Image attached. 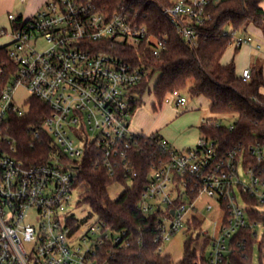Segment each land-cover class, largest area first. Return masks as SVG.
Segmentation results:
<instances>
[{"label":"built area","instance_id":"obj_1","mask_svg":"<svg viewBox=\"0 0 264 264\" xmlns=\"http://www.w3.org/2000/svg\"><path fill=\"white\" fill-rule=\"evenodd\" d=\"M222 1L167 0L161 12L192 44L196 27L207 19V7ZM8 19L16 22L11 14ZM142 19L139 10L122 5L107 10L91 0H44L34 16L12 26L8 56L17 69L0 88V264H98L106 246L129 247L126 231L114 233L98 218L87 224L68 207L80 188L74 186L76 167L87 151L110 178L129 182L140 173L132 158L141 138L157 154L137 210L158 214L153 241L160 253L177 234L194 233L193 222L203 224L204 213L213 209L222 213V220L209 239L206 264H225L232 242L242 245L235 237L246 230L257 239L254 229L261 224L249 215L264 208V143L248 147L256 160L251 166L242 151L221 153L205 137L178 151L157 133L132 127L134 109L143 99L139 86L149 71L111 52L115 47L133 49L140 63L146 56H161L166 38L151 34ZM38 39L46 43L43 51L32 45ZM252 41L242 32L232 33L236 48ZM241 76L248 81L249 70ZM19 87L28 99L36 98L49 109L41 130L34 133L35 139H49L53 146L41 163L25 164L13 154L7 123L28 110V99L20 105L14 99ZM187 103V96L177 90L162 102L183 108ZM197 235L206 233L199 227Z\"/></svg>","mask_w":264,"mask_h":264},{"label":"trees","instance_id":"obj_2","mask_svg":"<svg viewBox=\"0 0 264 264\" xmlns=\"http://www.w3.org/2000/svg\"><path fill=\"white\" fill-rule=\"evenodd\" d=\"M99 9L113 10L122 5L130 10H139L142 21L148 26L151 34L166 38L165 49L159 58L146 56L140 63L138 54L133 49L115 47L113 55L124 58L135 65L143 64L149 71V77L139 86L143 97L136 112L148 97L162 105L165 95L174 90L187 93L190 98L203 97L209 102L212 114H234L236 119L229 127L207 119L199 126L201 137L213 141L221 153L232 149L242 151L246 161L254 166L247 152L249 146L264 143V79L261 65H252L250 78L243 81L241 73H236L233 62L223 64V55L232 45V33L246 32L249 25L261 26L264 12L260 8L264 0H225L207 7V19L196 27V39L192 44L184 41L169 20L162 14L161 7L167 0H91ZM21 17L16 18L13 28L21 24ZM229 24L231 31L224 33L223 28ZM10 44L0 47V88L15 75L17 66L8 56ZM155 77L154 86L149 80ZM155 106L153 105V108ZM49 113L48 107L36 98L28 99V110L23 117H12L7 123L8 136L12 139L18 159L25 164L41 163L48 159L53 146L51 140L43 141L34 138V133L41 130L44 117ZM10 153L9 150H4ZM157 149L145 139H139L133 163L140 172L131 181L112 179L106 171L95 165L94 157L87 151L79 160L75 170L74 186H80L79 204L88 205L99 220L105 222L114 233L122 230L131 237L127 248L115 245L106 246L97 259L98 264H206V257L200 256L195 247L196 239L189 233L183 246V256L173 261L167 253H160L154 243L158 214L143 215L137 210L144 187L147 184V170L151 161L156 158ZM122 184L123 192L112 200L108 188ZM251 220L264 226V212L252 211ZM200 223L193 222L192 228L199 229ZM232 242L225 264H251L252 249L256 237L246 230ZM209 246V240L204 248ZM260 255L264 249V235L259 242Z\"/></svg>","mask_w":264,"mask_h":264},{"label":"rangeland","instance_id":"obj_3","mask_svg":"<svg viewBox=\"0 0 264 264\" xmlns=\"http://www.w3.org/2000/svg\"><path fill=\"white\" fill-rule=\"evenodd\" d=\"M9 1V0H8ZM7 2L4 1L3 5ZM12 2V7L10 9L1 8L0 11V30L1 28H5L7 32H11V28L8 22V13L12 15L15 14L17 10L23 8L26 4V0H10L8 3ZM7 3V4H8ZM8 6V5H7ZM9 8V6H8ZM8 10V11H7ZM231 31V27L229 24L225 25L223 28L224 33H229ZM245 36L249 35L251 38L254 37V34L249 30V27L246 28ZM11 38L9 36H1L0 35V47L6 46L10 44ZM36 44V45H35ZM32 45L38 51H43L46 48V43L43 39H38L36 42L32 41ZM234 53V46L230 45L226 50L225 55L223 56V61L227 57L226 55ZM246 63V62H245ZM263 66L262 64H260ZM149 77V76H148ZM264 78V76H263ZM156 79L155 77L149 80L150 87L154 86ZM187 96L189 106L192 104H196L197 111L193 112L192 116H189L187 112H185V108L183 107H175L173 104H162L161 106L158 105L152 97H148L145 100V103L138 109L140 116L135 117L132 122V127L135 130L140 129L143 130L145 126H158L156 129V133L168 143V145L175 150L182 151L188 148V146H184L183 143L190 140L192 138L191 132H193L194 136L197 138L196 144L198 140L201 138L197 128L195 126H199L203 121L207 119L215 120L218 124L229 127L233 124L236 119V115L234 114H212L206 106L205 99H199V102L196 101V98H190L189 95L185 92ZM28 93L22 87L16 89L14 94V99L18 105L22 104L25 100L28 99ZM153 105L155 106L153 108ZM170 115V119L166 117V115ZM196 123V124H193ZM141 124V126H140ZM192 126V127H191ZM192 128V129H191ZM195 144V145H196ZM194 145V146H195ZM193 146V147H194ZM191 148V147H190ZM263 156H264V147H262ZM241 173V170H239ZM244 177V176H242ZM245 178V177H244ZM246 180V178H245ZM81 188L75 190L71 195L70 205L68 207V211L72 213L76 219L78 220H87V224L92 221H95L98 217L93 214L85 204H79V194L81 193ZM124 186L122 184H114L110 186L107 190L109 197L112 200L117 199V197L123 192ZM264 191V189H263ZM262 212H264V208H260ZM204 218L206 220L203 224H200V229L202 232L206 233V236H202L195 241V247L197 249V253L200 256L207 257V253L209 250V246L204 248V243L206 240L212 239L216 234L220 227L221 220H222V213L219 210L213 209L211 212H205ZM257 234V240L253 245L252 249V257H251V264H264V249L262 254L260 255L259 252V242L264 235V226L257 225L254 229ZM194 237L197 235L198 229H193ZM186 235L183 233L177 234L172 238V240L166 244L165 246V253L171 256L173 261H179L182 259L183 256V246L186 241Z\"/></svg>","mask_w":264,"mask_h":264},{"label":"crops","instance_id":"obj_4","mask_svg":"<svg viewBox=\"0 0 264 264\" xmlns=\"http://www.w3.org/2000/svg\"><path fill=\"white\" fill-rule=\"evenodd\" d=\"M4 1L5 0H0V11H1V8L6 7V9L9 10L10 7H12V2L8 3L10 0L9 1L7 0V2L2 7V4L4 3ZM43 2H44V0H26V4L23 6V8H21L20 10H17L13 16H15L16 18L21 17L22 19H29L37 13V11L43 5ZM7 5L9 6V8ZM260 8L264 12V1L261 2ZM10 14L11 13H8V15H10ZM8 15H7V17H8ZM8 22H9L10 28L12 29L13 24L9 21V19H8ZM248 27H249V30L254 34V37L252 38L253 41L248 45H242L238 48H236L233 45L234 46V53L226 55L227 57L224 59V61H223V57H222L221 62L223 64H228L230 62H233L235 65L236 73L238 75L243 70L250 69L252 67V65L262 64L263 66H261V67H262V73L264 76V21H263L261 26L249 25ZM2 31L4 32V35L0 34L1 36H9L11 38V36H10L11 32H7V30L5 28H1L0 33ZM199 99H203V97H197L196 101L199 102ZM205 101H206L207 109L209 110V102L206 99H205ZM195 105L196 104H192L191 106H189V103H187V105H186L187 108H185V112H187L189 114V116H192L194 114L193 112L197 111ZM140 114L141 113H139V110H137L133 116V119L135 117L136 118L139 117ZM166 117H167V119L168 118L170 119L169 114H167ZM132 122H133V120H132ZM193 124H196V123H193ZM140 126H141V124H140ZM199 126H200V124H199ZM199 126H198V124H197V126H195V128H197L198 132H199V129H198ZM157 127L158 126L155 127L153 125L149 126V127L145 126V127H143V130L140 129L141 131H139V130H136V131H139V132L144 133V134H152V133H156ZM191 134H192L191 135L192 138L190 140L186 141L185 143H183V145L185 147L188 146V148H186V149H190V147L192 148L196 144L197 138L194 136L193 132H191ZM199 134H200V132H199Z\"/></svg>","mask_w":264,"mask_h":264}]
</instances>
